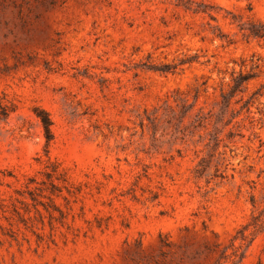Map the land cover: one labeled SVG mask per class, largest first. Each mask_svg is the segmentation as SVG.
<instances>
[{
	"label": "rangeland",
	"instance_id": "rangeland-1",
	"mask_svg": "<svg viewBox=\"0 0 264 264\" xmlns=\"http://www.w3.org/2000/svg\"><path fill=\"white\" fill-rule=\"evenodd\" d=\"M0 264H264V0H0Z\"/></svg>",
	"mask_w": 264,
	"mask_h": 264
},
{
	"label": "trees",
	"instance_id": "trees-1",
	"mask_svg": "<svg viewBox=\"0 0 264 264\" xmlns=\"http://www.w3.org/2000/svg\"><path fill=\"white\" fill-rule=\"evenodd\" d=\"M244 76H238V80H235V84L238 83V81L244 80ZM37 116L39 117V120L41 122L42 128H43V133L45 137V142H46V147L48 146L49 142L52 139V130H51V120L48 115V113L44 110H37L36 111ZM47 153V149L45 150Z\"/></svg>",
	"mask_w": 264,
	"mask_h": 264
}]
</instances>
